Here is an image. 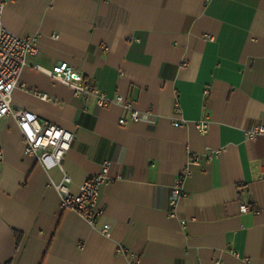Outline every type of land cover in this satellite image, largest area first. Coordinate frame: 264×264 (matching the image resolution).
Here are the masks:
<instances>
[{"label": "crops", "instance_id": "1", "mask_svg": "<svg viewBox=\"0 0 264 264\" xmlns=\"http://www.w3.org/2000/svg\"><path fill=\"white\" fill-rule=\"evenodd\" d=\"M3 20L38 37L12 105L75 133L63 160L70 190L113 164L92 225L61 207L51 180L62 170L27 154L6 116L0 264H264V132L247 136L264 126V0H8ZM60 62L142 118L39 68ZM180 176L186 195L172 204Z\"/></svg>", "mask_w": 264, "mask_h": 264}, {"label": "built area", "instance_id": "2", "mask_svg": "<svg viewBox=\"0 0 264 264\" xmlns=\"http://www.w3.org/2000/svg\"><path fill=\"white\" fill-rule=\"evenodd\" d=\"M7 1L0 0V123L8 115H13L16 118L25 141V152L35 156L47 170L54 167H59L62 170L63 176L60 182L51 180V184L60 192L61 207L76 210L90 224L95 225L101 187L112 179L111 167L113 161L111 159L104 160L101 170L85 180L80 192H72L69 188L72 177L64 169L63 160L75 141V133L58 124L49 121L42 122L38 114L32 110L15 108L12 105L13 91L20 83L21 72L27 64L28 56L38 51V37L20 36L13 33L5 25L3 12ZM39 68L43 69L54 80L69 85L76 96H95L99 106H108L111 103L118 102L130 111L133 120L142 118L141 111L134 108L132 102L127 100L123 94L118 93L115 97H110L98 87L96 82L85 79L80 70L67 62H60L53 68H43L41 66ZM41 96L43 98L49 97L45 93H42ZM120 122L125 123V118H121ZM173 124L184 126L188 124V120L176 118ZM210 125V118H202L196 121V127L202 133H206ZM262 132H264V126L255 125L247 131V136L254 138ZM195 159L199 160V156H196ZM186 173H188V170ZM183 180V176L177 178L173 188L172 204L176 203V198L186 195ZM250 209V205L241 204L242 212ZM102 231L106 235H110V224L106 223Z\"/></svg>", "mask_w": 264, "mask_h": 264}]
</instances>
